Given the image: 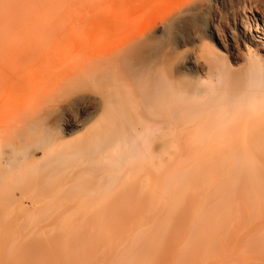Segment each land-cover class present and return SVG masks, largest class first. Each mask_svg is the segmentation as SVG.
Returning a JSON list of instances; mask_svg holds the SVG:
<instances>
[{
	"label": "rangeland",
	"instance_id": "obj_1",
	"mask_svg": "<svg viewBox=\"0 0 264 264\" xmlns=\"http://www.w3.org/2000/svg\"><path fill=\"white\" fill-rule=\"evenodd\" d=\"M210 1L200 3L199 21L190 26L202 45L203 38L212 44L202 34ZM221 3L216 8L227 32L234 12L247 3L253 26L255 19L264 20V0ZM123 7L111 0H0V21L37 15L90 19L92 26L85 30L104 34L107 18L122 17ZM178 34H188L184 24ZM172 51L167 45L166 52ZM173 63L168 60L169 70ZM175 79L187 98L188 77ZM192 97L200 101L193 111L135 113L145 128H136L134 134L140 135L129 139L124 161L111 178L98 155L26 164L36 170L24 178L16 167L11 185L0 193V264H264V114L255 116L253 108L220 113L201 101L206 96ZM3 99V110L17 102L9 94ZM67 114L81 126L55 129L63 118L55 113L48 114L45 128L69 143L68 152L84 143L77 139L91 132L103 113H93L97 119L89 125L80 108ZM11 142L18 144L15 136ZM43 153L38 150L35 158Z\"/></svg>",
	"mask_w": 264,
	"mask_h": 264
},
{
	"label": "bare ground",
	"instance_id": "obj_2",
	"mask_svg": "<svg viewBox=\"0 0 264 264\" xmlns=\"http://www.w3.org/2000/svg\"><path fill=\"white\" fill-rule=\"evenodd\" d=\"M111 1L123 5L125 13L107 18L104 34L85 30L92 26L90 19L37 15L0 21L1 109L6 94L17 99L12 106L0 109L5 117L0 121V193L11 185L8 179L16 167L21 168L19 178H24L36 170L26 164L40 166L51 158L98 155L102 157L98 163L110 168L111 178L124 161L129 139L140 135L134 134L136 128H145L135 113H173L175 108L193 111L200 102L192 97L195 94L206 96L201 101L219 108L220 113H247L253 108L255 116L264 114L260 55L264 20L255 19L253 26L247 16L248 3L234 12L227 32L217 6L219 2L231 5L233 0L210 1L214 11H207L209 18L202 24V34L212 44H204L203 38L202 45L200 35L190 26L198 23L203 0ZM181 24L188 33L184 38L178 34ZM166 44L172 46V52H166ZM184 47L188 50H178ZM70 53L75 56L69 61L66 56ZM169 59H174L170 70ZM236 63L242 66L236 68ZM178 74L190 81L187 98L176 82ZM30 86L33 88L27 93ZM49 108L51 112L44 116L43 111ZM76 108L89 118L86 125L96 121L93 113L103 115L91 132L77 139V144L84 143L67 152L69 143L54 136L45 122L48 114L59 113L63 118L55 129L63 126L74 131L82 122L69 119L67 113ZM13 136L18 144L11 142ZM88 143L90 148H81ZM41 149L42 158H35Z\"/></svg>",
	"mask_w": 264,
	"mask_h": 264
}]
</instances>
